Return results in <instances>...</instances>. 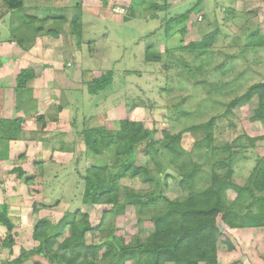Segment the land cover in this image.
<instances>
[{
    "label": "rangeland",
    "instance_id": "rangeland-1",
    "mask_svg": "<svg viewBox=\"0 0 264 264\" xmlns=\"http://www.w3.org/2000/svg\"><path fill=\"white\" fill-rule=\"evenodd\" d=\"M166 1V8L158 9L155 3L164 0H144L139 7H134L135 0H82L79 8V0H23L24 7L12 11L10 17L0 0L1 25H11L13 36L21 34L23 42L32 43L29 49L37 48L35 55L48 64L44 81L52 85L45 89L49 100L43 113L31 114L34 124L18 133L20 139H27L29 153L20 146L16 157L0 161V204H8L16 240L12 252L2 245L7 228L0 222V264L14 261L23 250L28 253L25 264H56L50 257L70 236L71 228L53 250L38 253L34 249L40 242L33 233L40 219L56 224L71 213L80 212L78 219L88 216L94 230L88 232L87 244L103 245L98 252L100 262L113 227L126 240L154 231L148 219L151 213L134 204L104 218L112 204L84 202L89 170L116 160L121 163L114 146L102 145V153L92 152L80 133L85 129L116 131L121 121L129 119L143 122L151 139L161 138L163 132L182 133L180 161L202 166L200 187L210 182L215 160L231 154L233 180L243 186L253 178L264 158V123L254 117L257 95L251 99L246 95L253 84L264 81V0ZM190 9L194 10L185 24L174 21ZM50 13L63 15L65 21L46 18ZM76 14L82 15L80 35L71 26ZM26 16L45 19L28 23ZM5 18L8 21L3 24ZM205 37L212 38L207 48H193ZM45 54L53 55L55 65L63 64L65 73H57L56 66L49 70L51 57ZM38 68L45 70L43 65ZM108 71L113 73L112 83L97 94L89 93L87 83ZM209 134L212 145L205 140ZM135 156L143 158L142 152ZM155 167L151 163L157 174ZM228 168L220 161L215 170L224 175ZM181 181L178 168L171 165L162 176L161 187L139 176L121 178L118 196L124 200L126 190L161 188L163 195L178 199L186 194ZM256 194H264V185ZM236 196V190L227 191L228 202ZM223 226L234 248L224 241L218 243L219 264H264V227ZM59 252L71 255L66 248ZM82 257L77 264H87Z\"/></svg>",
    "mask_w": 264,
    "mask_h": 264
},
{
    "label": "trees",
    "instance_id": "trees-1",
    "mask_svg": "<svg viewBox=\"0 0 264 264\" xmlns=\"http://www.w3.org/2000/svg\"><path fill=\"white\" fill-rule=\"evenodd\" d=\"M3 5L11 12L20 10L24 7L23 0H1ZM82 0L76 4L81 7ZM144 0H135L134 7L143 6ZM167 1L163 4L155 3L158 9L166 8ZM190 9L180 14L174 21L185 22L188 20ZM13 15V13H12ZM30 21L43 20L37 17H25ZM46 18H53L56 21H65V17L58 13H50ZM8 20L5 18L4 22ZM82 15L76 14L73 17L71 26L80 35ZM27 24V23H26ZM39 27L38 30H40ZM58 33L54 32V35ZM21 34L14 35L12 41H17L24 49H29L32 43ZM212 38L205 37L202 42L194 43L193 48L205 49L209 46ZM3 59L0 57V65ZM36 76L32 68L22 69L17 79V87L26 86L27 82ZM113 73L108 71L106 74L89 81V93L97 94L107 88L112 83ZM254 95L258 97V105L254 111V117L264 123V81L253 84L246 97L251 99ZM238 98L230 103L228 111L234 107ZM61 109V107H60ZM42 120L43 117L40 116ZM57 120V117L54 120ZM22 117L0 122V134L7 139H20L22 130ZM210 123H206L208 126ZM2 124V125H1ZM211 126V125H210ZM107 132V136L104 133ZM84 136L85 143L92 152L102 153V145L115 147L120 156L121 163L116 160L112 165L98 166L90 169L91 172L85 177L87 182L83 200L87 204L105 203L112 204L110 211L104 213V218L110 213H122L128 204H134L138 209L148 210L151 214L148 217L154 224V231L144 237H125L116 235L113 227L109 234L110 241L104 243L105 253L98 260V252L103 245L87 244V234L93 231L89 217L84 215L78 219L80 212L71 213L64 216L56 224L49 219H40L33 233V238L40 242L34 249L35 252L43 253L44 249L53 250V246L59 237L64 234L70 226L71 234L58 245V249L51 255V260L56 264H77L82 256L87 264H219L218 243L224 241L229 248L234 246L230 241L229 232L226 227L246 228L264 227V194H256L260 186L264 185V158L255 167L252 179L249 184L240 186L233 180L234 161L233 154L229 158L216 159L212 165L213 171L210 182L200 187L202 166L195 161H180L182 148L180 139L182 133L171 134L163 132L159 139H151L149 130L141 121L125 119L121 121L120 127L116 131H107L104 127H92L80 132ZM144 140H147L144 142ZM208 145H212L211 135L205 139ZM211 140V141H210ZM144 143V147H139ZM215 150L214 148H212ZM139 152L143 158L138 160ZM157 158L161 162H157ZM220 161H224L229 166L224 175H219L215 167ZM151 163L156 164L158 170L154 174ZM178 168L182 177L181 185L186 194L178 199H170L161 193V188H152L147 192L126 190L127 197L121 200L118 196L120 190L119 180L123 177L139 176L144 182L157 184L161 187V180L168 166ZM21 176L23 175L22 169ZM108 170V172L106 171ZM258 176V178H257ZM255 177V178H254ZM236 190L237 196L232 202H228L227 191ZM250 199L248 202H244ZM0 222L7 228V235L2 241V245L13 251L16 243L14 237L15 223L8 212L7 203L0 204ZM61 248L71 251V255L60 253ZM84 252V253H83ZM27 251L23 250L20 257L14 261L4 262L3 264H25L27 262ZM92 255V258H89ZM82 257V258H83ZM85 261V260H84Z\"/></svg>",
    "mask_w": 264,
    "mask_h": 264
},
{
    "label": "crops",
    "instance_id": "crops-1",
    "mask_svg": "<svg viewBox=\"0 0 264 264\" xmlns=\"http://www.w3.org/2000/svg\"><path fill=\"white\" fill-rule=\"evenodd\" d=\"M1 23L2 22H0V57L3 59V64L0 65V122H8L10 120L22 117L24 120L22 122V129H25L33 123L32 119L34 120V118L31 114L41 112L44 107H47L46 104L49 98L45 89L48 90L52 86L50 82L44 81L45 76L48 74L46 69L48 64L46 63V60H43L42 57L35 55V53L38 51L36 47L24 49L18 44L17 41H12L13 35L11 31V25L8 26L4 23V21L3 24L6 26L1 25ZM1 53L3 54L1 55ZM45 57H51V59H49V70H54V67L56 66L57 73H61L62 71L65 73V66H63V64H58L61 62L57 61L58 65H55L52 62L53 55L45 54ZM7 58L10 59L7 60ZM52 64H54V66H52ZM39 65H43L45 70L39 69ZM25 68L34 69L36 76L30 79L26 86L18 88V75L22 69ZM46 118L43 116V120ZM27 142V139L22 138L16 140L6 139L3 138L2 134H0V161L7 156L8 157L2 161H7L12 157H16V154L19 153L18 149L20 146H23L25 150L22 151L25 154H28V147L25 144ZM2 167L3 166H0V171ZM0 184H2L1 180Z\"/></svg>",
    "mask_w": 264,
    "mask_h": 264
}]
</instances>
